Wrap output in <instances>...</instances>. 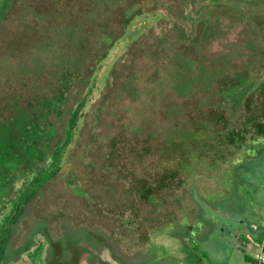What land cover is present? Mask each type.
<instances>
[{
	"label": "rangeland",
	"instance_id": "rangeland-1",
	"mask_svg": "<svg viewBox=\"0 0 264 264\" xmlns=\"http://www.w3.org/2000/svg\"><path fill=\"white\" fill-rule=\"evenodd\" d=\"M227 82L242 104L222 99ZM88 88L64 167L24 205L3 264H240V227L258 251L264 140L250 131L221 155L194 130L219 110L238 128L264 118V0H0V123L63 96L52 147Z\"/></svg>",
	"mask_w": 264,
	"mask_h": 264
},
{
	"label": "trees",
	"instance_id": "trees-1",
	"mask_svg": "<svg viewBox=\"0 0 264 264\" xmlns=\"http://www.w3.org/2000/svg\"><path fill=\"white\" fill-rule=\"evenodd\" d=\"M137 14L126 18L123 22L122 33ZM161 16L163 17V14ZM116 39L110 41L109 46ZM227 83L220 90L222 99L227 100L230 96L236 99V105L242 104L244 95L247 93L245 88L242 89L243 83ZM227 90H230V92H226ZM88 91L89 88L81 97V100L70 108V116L65 131L52 147L48 145L54 133L49 117L50 114L61 116V99H63V96L41 100V104L30 105L23 115L20 114L19 118H11L0 123V220L2 222L0 225L6 223L5 228L1 229L0 233V264H3L5 248L9 242L8 231L13 224L18 222L23 213L24 205L36 199L41 189L62 171L66 157L70 153L69 147L75 139L77 126L84 113ZM229 119L223 110H219V114H215L209 119L210 123L202 126L203 130H194L195 136L201 137L199 139L201 143L197 145V148H201V151L204 152L205 150H209L208 152L216 150L221 152V155H223L222 149L226 144L234 145L237 150H243L248 140L251 139L246 137V134L250 131H253L255 135L252 138L264 140V118L257 120L249 114L240 128L235 124H231ZM50 147L51 152L46 153ZM259 150L264 151V147L261 146ZM238 175L239 173L234 168L233 176L238 179ZM20 179L25 180V187L23 190L19 188L20 191L15 192V183ZM153 189L146 187L145 191L148 196L152 194ZM13 192L15 195L14 198H11ZM7 201L10 203L7 204ZM11 204L12 206H10ZM4 212H7V216ZM183 239L185 245H189L186 242V236H183ZM100 247L106 250L108 246L101 243ZM39 258L42 259V254ZM75 258L74 264H80L79 261L85 259L79 256ZM248 258L251 257L248 256ZM87 259L88 261H94L97 257ZM113 259L116 260V257L114 256Z\"/></svg>",
	"mask_w": 264,
	"mask_h": 264
},
{
	"label": "crops",
	"instance_id": "crops-1",
	"mask_svg": "<svg viewBox=\"0 0 264 264\" xmlns=\"http://www.w3.org/2000/svg\"><path fill=\"white\" fill-rule=\"evenodd\" d=\"M241 222H243V220H240ZM203 224V223H202ZM207 224H205V226H206ZM218 225V226H217ZM223 225L222 224H214V226H213V228H215V227H218V228H220L221 230H223V227H222ZM253 226V225H252ZM207 227V226H206ZM213 228L210 230V232H214L215 230H213ZM253 230L255 229H257V226L255 225L254 227H251ZM202 229H205L204 228V226H202ZM209 230V229H208ZM207 230V228L205 229V231H208ZM239 232H240V235H238L237 234V237H236V234H235V237H236V242L235 243H233L234 244V246H233V252H235V253H233L234 254V256L236 255V256H238V257H240L241 259H242V262L240 263V264H256V259H255V254H256V252L255 253H249V248H251L252 247V245H253V243H254V239L252 238V236L250 235V234H244V233H242L241 232V227H240V229L238 230ZM191 233V232H190ZM228 233H230V232H228ZM227 233V234H228ZM197 234H199V232L197 233ZM191 234H189L188 236H190ZM223 238H225V239H229L230 237H227V235L225 236L223 233H221L220 234ZM179 236V235H178ZM193 236H191V238H192ZM180 239H181V241H182V243L184 244V246H186V247H188V246H190L194 241L196 242L197 241V239H196V237H193L191 240H193V241H190L189 239H187L186 238V242L189 244V245H185V240L183 239V237H179ZM261 242V241H260ZM254 244H256V243H254ZM260 244V243H259ZM259 246V245H258ZM185 247V248H186ZM259 250V249H258ZM99 253H101V252H99ZM248 256L249 257H251V258H253V259H251V258H248ZM85 259H82L81 261H79V263L80 264H84L85 263ZM98 259H95L94 261H91V264H97L98 263ZM115 261V260H114ZM87 262V261H86ZM112 262V261H111ZM166 264H168V263H166ZM186 264H189V263H186ZM195 264H202V262H195ZM204 264V263H203Z\"/></svg>",
	"mask_w": 264,
	"mask_h": 264
},
{
	"label": "built area",
	"instance_id": "built-area-1",
	"mask_svg": "<svg viewBox=\"0 0 264 264\" xmlns=\"http://www.w3.org/2000/svg\"><path fill=\"white\" fill-rule=\"evenodd\" d=\"M256 264H264V238L259 244V250L255 254Z\"/></svg>",
	"mask_w": 264,
	"mask_h": 264
},
{
	"label": "flooded vegetation",
	"instance_id": "flooded-vegetation-1",
	"mask_svg": "<svg viewBox=\"0 0 264 264\" xmlns=\"http://www.w3.org/2000/svg\"><path fill=\"white\" fill-rule=\"evenodd\" d=\"M99 248L102 249V247H99ZM102 251H103V249H102ZM101 255H102V256H101ZM102 257H104V254L101 252L100 255H99V257H98V260H99L100 262L104 263V261L100 260ZM99 261H98V262H99ZM97 264H98V263H97Z\"/></svg>",
	"mask_w": 264,
	"mask_h": 264
}]
</instances>
